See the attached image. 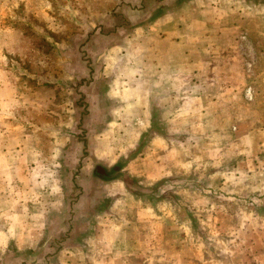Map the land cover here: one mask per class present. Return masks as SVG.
<instances>
[{
    "label": "rangeland",
    "instance_id": "374dc122",
    "mask_svg": "<svg viewBox=\"0 0 264 264\" xmlns=\"http://www.w3.org/2000/svg\"><path fill=\"white\" fill-rule=\"evenodd\" d=\"M0 264H264V0H0Z\"/></svg>",
    "mask_w": 264,
    "mask_h": 264
},
{
    "label": "crops",
    "instance_id": "0c3cea01",
    "mask_svg": "<svg viewBox=\"0 0 264 264\" xmlns=\"http://www.w3.org/2000/svg\"><path fill=\"white\" fill-rule=\"evenodd\" d=\"M166 36H168V34H166ZM13 239H16V238H14V237L8 238V243H11ZM25 239L23 241H26L25 243H28V247L27 248H30L31 247L30 244L33 245V244H37L39 242V237L38 236H37L36 239L35 238H32V237H30V238H27L26 237Z\"/></svg>",
    "mask_w": 264,
    "mask_h": 264
},
{
    "label": "trees",
    "instance_id": "16d2710c",
    "mask_svg": "<svg viewBox=\"0 0 264 264\" xmlns=\"http://www.w3.org/2000/svg\"><path fill=\"white\" fill-rule=\"evenodd\" d=\"M99 174H101V173H96V174H95V176H97V177L101 178V177H102V175H99Z\"/></svg>",
    "mask_w": 264,
    "mask_h": 264
}]
</instances>
